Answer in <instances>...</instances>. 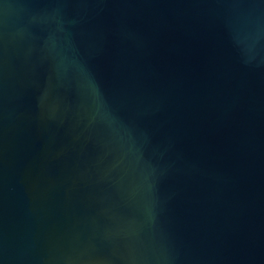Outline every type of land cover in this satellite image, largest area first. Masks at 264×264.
Instances as JSON below:
<instances>
[{
	"label": "water",
	"instance_id": "obj_1",
	"mask_svg": "<svg viewBox=\"0 0 264 264\" xmlns=\"http://www.w3.org/2000/svg\"><path fill=\"white\" fill-rule=\"evenodd\" d=\"M0 264H264V0H0Z\"/></svg>",
	"mask_w": 264,
	"mask_h": 264
}]
</instances>
